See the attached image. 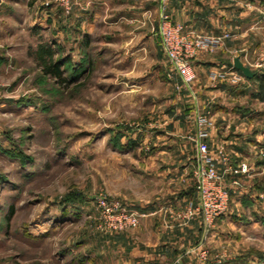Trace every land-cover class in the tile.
Masks as SVG:
<instances>
[{
  "label": "rangeland",
  "instance_id": "1",
  "mask_svg": "<svg viewBox=\"0 0 264 264\" xmlns=\"http://www.w3.org/2000/svg\"><path fill=\"white\" fill-rule=\"evenodd\" d=\"M2 1L0 264H76L89 250L103 256L94 264H123L122 253L133 249L132 245L123 244V237L133 239L143 218L137 227L114 229L110 225L116 216L136 211L147 202L164 201L162 194L166 192H184L187 188L196 192V149L190 146L196 147L202 113L196 115L194 134L157 133L164 130L166 121L173 124L180 121L176 116L180 111L175 109L173 118L167 113L171 99L150 100L154 96L150 93L143 98L119 96L117 82L122 78L95 63L90 55L88 65L83 66L88 68L87 73L81 79H71L73 84L57 83L39 67L36 51L41 43L47 42L56 51L57 60L72 62L75 57L80 60L86 57L80 31L67 30L75 8H80L85 0H77L78 5L70 14L60 8L59 0ZM238 1L251 4L254 17L260 15L259 23H264V0ZM255 32L250 38L254 51L247 67L264 77V69L256 67L264 62V32ZM225 40L212 51L198 55L214 53L226 44ZM95 46L100 48V42ZM71 62L63 67L69 80L73 71ZM173 74L176 107L178 94L186 89L190 92L194 82L186 85L176 71ZM248 86L247 98L237 97L228 104L247 107L256 116H252L251 122L242 123L238 132L231 129L215 133L212 139L214 146L222 135L229 138L238 134L262 140L243 152L239 162L235 155H230L228 165L223 164L221 173L243 163L251 170L237 177L236 187L232 186L234 178L225 176L231 192L241 189L264 192V102L250 95V90L253 95L258 93L259 82L249 79ZM170 94L168 89L163 96ZM188 159L194 163L182 176L179 171ZM230 205L234 203L230 201ZM258 211L252 215L260 219L256 234L262 239L253 242L251 234L237 231L233 221H246L250 216L245 209L240 216L234 212L232 218L223 219L226 223L221 236L226 242L221 247L205 245L212 251L210 264H264V204ZM204 227L206 240L214 227L209 230ZM139 263L144 264L140 260L126 261V264Z\"/></svg>",
  "mask_w": 264,
  "mask_h": 264
},
{
  "label": "crops",
  "instance_id": "2",
  "mask_svg": "<svg viewBox=\"0 0 264 264\" xmlns=\"http://www.w3.org/2000/svg\"><path fill=\"white\" fill-rule=\"evenodd\" d=\"M2 2L0 0V4ZM161 4L162 0H85L80 8H75L67 30L80 31V44L85 46L86 57L82 60L75 57L72 63L86 64L90 55L95 63H101L115 72L118 79L122 78L120 81L117 79L119 96L138 98L137 95H140L139 98H143L146 93H150L154 95L150 100L162 102L164 99H171L172 106L167 113L173 118L174 110L180 111L176 114L180 121L176 124L166 121L164 130L156 131L157 133L194 134L197 113L209 116L213 127L208 144L221 171L222 155H235L236 162H239V159L244 157L243 152L251 150L256 146L254 143L260 144L262 141L240 137L238 134L229 138L222 135L214 146L215 141L212 139L215 133L223 134L231 129L232 132H238L242 123L256 116V113L247 107L230 106L228 103L237 97H248L249 79L235 68L234 59L239 57L243 65L250 66L248 61L254 51L250 38L257 34L255 31L264 32V23H259L262 19L260 15L254 17L253 7L248 2L166 0L167 13L172 22L182 24L186 31L200 36L231 35L225 40L226 44L214 53L206 56L200 54L195 58L193 67L196 80L192 90L181 91L177 96L178 100L176 99L181 103L178 102V106L174 107V70L163 53L158 34ZM96 42H100L98 49ZM213 73L223 76L212 79ZM168 89L171 94L163 96ZM253 93L250 90L251 96H254ZM247 103L249 105V101ZM190 149L195 150L196 147L191 145ZM194 157L195 154L191 158L192 161ZM191 159L182 165V171H179L182 176L191 170L194 163ZM187 189L189 190L184 192H166L162 194L165 196L162 198L164 201H146L145 205L137 208L136 211L145 216L138 230L134 232L133 239L125 235L123 237L124 245L133 246L129 253H122L123 264H126L127 259L129 262L140 260L144 264H173L178 258L182 259V264H199L196 253L193 252L197 245L204 243L206 249L211 245L221 247L220 245L226 242L223 235L221 236V229L226 223L223 219L232 218L235 216L234 212L240 216L244 209L250 216L249 220L239 219L237 222L233 221L235 224H231L235 225L240 233L251 234L253 242L263 237L256 234L260 219L254 218L252 214L259 213L258 208L263 206L264 192H249L248 189L231 192V203H234V206L230 205L228 214L216 221L214 232L205 240L206 230L201 219H195L187 225L177 221L178 213L190 202L196 203L198 200L197 192ZM209 250L211 251L210 248ZM211 253L212 251L210 255ZM100 258L103 256L100 257L96 252L89 250L76 264H94V261H99Z\"/></svg>",
  "mask_w": 264,
  "mask_h": 264
},
{
  "label": "built area",
  "instance_id": "3",
  "mask_svg": "<svg viewBox=\"0 0 264 264\" xmlns=\"http://www.w3.org/2000/svg\"><path fill=\"white\" fill-rule=\"evenodd\" d=\"M58 4L66 14H70L73 7L78 5L77 0H59ZM158 34L163 53L173 70L180 75L186 85H191L195 80L193 60L197 55L203 51H212L219 47L223 40L231 37L230 34L219 37L200 36L186 31L182 24L172 22L167 13L166 0H162L161 4ZM256 67L259 70L264 69V62L256 64ZM219 76L222 77L223 74L213 73L212 75L213 78ZM212 127L213 122L209 116L199 117L194 166L198 200L195 204L187 205L183 215L179 217L183 225H187L195 219H201L208 230L213 228L215 222L225 216L229 209L231 190L225 184V176H232L234 178L232 186L236 187L239 184L237 177L249 174L251 171L248 165L243 163L237 168L228 167L224 173H221L208 144ZM221 162L228 165L229 157L222 155ZM235 187L234 189H236ZM144 216L145 214L138 211L122 212L116 216L110 226L114 229L137 227ZM193 252L196 253L199 264H210V252L203 244L197 246ZM173 264H182V259L178 258Z\"/></svg>",
  "mask_w": 264,
  "mask_h": 264
},
{
  "label": "trees",
  "instance_id": "4",
  "mask_svg": "<svg viewBox=\"0 0 264 264\" xmlns=\"http://www.w3.org/2000/svg\"><path fill=\"white\" fill-rule=\"evenodd\" d=\"M56 51L52 48V45L43 42L38 46V50L36 51V59L38 62L39 67L42 69L43 73L54 78L57 83L59 84H73L72 80L74 81L81 79L85 72L87 73L88 68L83 67L84 64L79 65V68L76 66L78 64L72 63L70 60L63 62L62 60L55 59ZM70 69L73 71L71 72L70 80L65 77L64 73V65L65 63H70ZM85 69V71H83ZM252 80H256L259 82L258 86V93L254 95L255 98H258L262 102H264V77L259 76L256 74L255 78Z\"/></svg>",
  "mask_w": 264,
  "mask_h": 264
},
{
  "label": "water",
  "instance_id": "5",
  "mask_svg": "<svg viewBox=\"0 0 264 264\" xmlns=\"http://www.w3.org/2000/svg\"><path fill=\"white\" fill-rule=\"evenodd\" d=\"M234 66L235 68L240 71L245 78L247 79H254L256 76V73L253 72L249 67L243 65L239 57H236L234 59Z\"/></svg>",
  "mask_w": 264,
  "mask_h": 264
}]
</instances>
